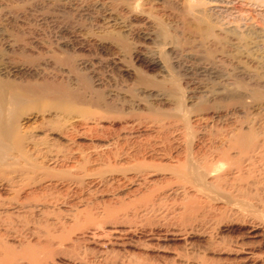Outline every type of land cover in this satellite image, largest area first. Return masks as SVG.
Returning a JSON list of instances; mask_svg holds the SVG:
<instances>
[{"label": "rangeland", "instance_id": "obj_1", "mask_svg": "<svg viewBox=\"0 0 264 264\" xmlns=\"http://www.w3.org/2000/svg\"><path fill=\"white\" fill-rule=\"evenodd\" d=\"M134 1L0 0V264H264V0Z\"/></svg>", "mask_w": 264, "mask_h": 264}, {"label": "bare ground", "instance_id": "obj_2", "mask_svg": "<svg viewBox=\"0 0 264 264\" xmlns=\"http://www.w3.org/2000/svg\"><path fill=\"white\" fill-rule=\"evenodd\" d=\"M125 1V0H124ZM134 1V0H133ZM137 1L138 0H136V3H133V4H136L137 6H138V3H137ZM186 1V4H187V7L189 8V9H191V8H193L194 6H198V5H207V4H212L213 2L214 3H216V2H221L220 0H185ZM135 2V1H134ZM145 2V1H144ZM148 2H150V1H148ZM212 2V3H211ZM213 3V4H214ZM222 3V2H221ZM142 4H144V3H142ZM135 5V6H136ZM235 5V4H234ZM204 6V8H202V9H200V10H196L194 13L196 14V16L198 17L197 19H200V20H202V21H206V22H208L210 19V13H209V8H206ZM133 7V6H132ZM201 7V6H200ZM134 8V7H133ZM136 8V7H135ZM139 8V7H138ZM195 9H196V7H194ZM199 8V7H198ZM211 9V8H210ZM135 10V9H134ZM192 12H193V9H192ZM214 15V14H213ZM195 16V17H196ZM212 16V15H211ZM216 16V15H215ZM212 18L214 19V18H216V17H214V16H212ZM110 21H112V20H110ZM218 21V20H217ZM212 22V21H211ZM213 23H215L214 21H213ZM259 23V22H258ZM209 24V23H208ZM256 24V23H255ZM210 25V24H209ZM262 25H263V23H262ZM256 26V25H255ZM264 26V25H263ZM223 27V26H222ZM230 27V26H229ZM228 27V28H229ZM233 27V26H232ZM259 27V26H258ZM235 28V27H234ZM223 29V28H222ZM227 29V28H226ZM226 29H224L225 31H226ZM229 29H231V30H233L232 28H229ZM228 29V30H229ZM244 29V28H243ZM257 29V28H256ZM227 30V31H228ZM235 30V29H234ZM250 30V29H249ZM259 30V29H258ZM260 33L257 31V33H259L260 35H263L264 36V30H262V27L260 28ZM229 32H232V31H230L229 30ZM246 32H248V31H246ZM256 32V31H255ZM249 33V32H248ZM257 35V34H256ZM260 38H262V37H260ZM262 41V43H264V39H261ZM257 42V41H256ZM262 47V46H261ZM263 48H264V46H263ZM256 49V48H255ZM258 61H261V63L262 64H264V57L263 58H260V60H258ZM10 99H12V100H10V101H13V100H15V98H10ZM10 101H7V100H4V99H2V98H0V142H3V141H5L7 138H9L10 136H12L14 133H15V129H16V127H17V124H16V120H14L13 118H11L10 117V109H9V105L11 104V102ZM22 119H24V118H22V117H20L19 119H18V121L20 120V121H22ZM256 141V140H255ZM249 143H251V141L249 142ZM252 143H256V142H253L252 141ZM253 144V145H254ZM249 145V144H248ZM253 145H252V148H253ZM256 146V144L254 145V147ZM261 148V147H260ZM253 151V150H252ZM248 154V153H247ZM251 156V155H250ZM197 165L195 166V164H192V166L194 165L195 167H200V165H201V162H200V160H199V163H197V162H195ZM216 163V162H215ZM203 164H204V162H203ZM202 164V165H203ZM192 166L190 167V168H192ZM203 166H201V168H202ZM190 168H188V169H190ZM191 170V169H190ZM189 170V171H190ZM197 170H199V168L197 169ZM227 170V169H226ZM143 171V170H142ZM193 171H196V169L195 170H193ZM238 171V170H237ZM209 172H210V170H209ZM138 173V172H137ZM182 173H185V168L182 170V172H181V175H186V174H182ZM191 173V171L188 173V174H190ZM135 174V173H134ZM207 174H209V173H207ZM141 175H143V173H141ZM192 175H193V173H192ZM212 175V174H211ZM235 175V174H234ZM135 176H137V175H135ZM134 176V177H135ZM133 177V178H134ZM88 181V180H87ZM52 182V181H51ZM75 182V181H74ZM73 182V183H74ZM76 183V182H75ZM177 183H180V181L178 182L177 181ZM55 184V183H54ZM63 184V183H62ZM89 184V183H88ZM91 184V183H90ZM182 184H183V182H182ZM190 184V183H189ZM52 185H53V182H52ZM76 185H78V184H76ZM176 185H179L180 186V184H176ZM183 186H184V184H183ZM182 186V187H183ZM189 186V185H188ZM187 186V187H188ZM67 187V186H66ZM70 187V186H69ZM68 187V188H69ZM178 188V187H177ZM181 188V187H180ZM173 190L175 189V187L174 188H172ZM184 189V188H183ZM178 190V189H177ZM177 190L175 189L174 191H176L177 192ZM179 190H182V189H179ZM152 202V204H153V201H151ZM146 204V203H145ZM144 204V205H145ZM155 204V203H154ZM153 204V205H154ZM148 205H150V204H148ZM153 205L151 206V207H153ZM147 207V206H146ZM150 207V208H151ZM148 208H149V206H148ZM255 225V224H254ZM256 235V234H255ZM258 243V242H257Z\"/></svg>", "mask_w": 264, "mask_h": 264}]
</instances>
